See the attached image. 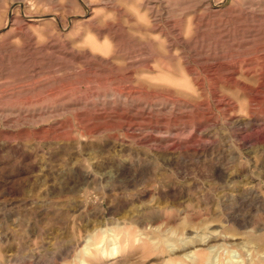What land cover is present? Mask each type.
I'll return each instance as SVG.
<instances>
[{
    "label": "rangeland",
    "instance_id": "obj_1",
    "mask_svg": "<svg viewBox=\"0 0 264 264\" xmlns=\"http://www.w3.org/2000/svg\"><path fill=\"white\" fill-rule=\"evenodd\" d=\"M0 264H264V0H0Z\"/></svg>",
    "mask_w": 264,
    "mask_h": 264
},
{
    "label": "bare ground",
    "instance_id": "obj_2",
    "mask_svg": "<svg viewBox=\"0 0 264 264\" xmlns=\"http://www.w3.org/2000/svg\"><path fill=\"white\" fill-rule=\"evenodd\" d=\"M10 22V21H9ZM236 59V58H235ZM224 61H226V60H224ZM219 62V61H218ZM215 63H217V62H215ZM189 71V70H188ZM188 74V73H187ZM229 75V74H228ZM91 252V251H90Z\"/></svg>",
    "mask_w": 264,
    "mask_h": 264
}]
</instances>
